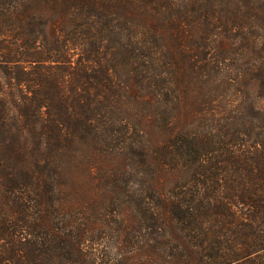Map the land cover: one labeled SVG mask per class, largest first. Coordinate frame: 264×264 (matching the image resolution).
Here are the masks:
<instances>
[{"label": "trees", "instance_id": "1", "mask_svg": "<svg viewBox=\"0 0 264 264\" xmlns=\"http://www.w3.org/2000/svg\"><path fill=\"white\" fill-rule=\"evenodd\" d=\"M263 96L264 0H0V264H264Z\"/></svg>", "mask_w": 264, "mask_h": 264}, {"label": "rangeland", "instance_id": "2", "mask_svg": "<svg viewBox=\"0 0 264 264\" xmlns=\"http://www.w3.org/2000/svg\"><path fill=\"white\" fill-rule=\"evenodd\" d=\"M258 106H260L262 109H264V96L258 101ZM153 141L155 140V138H152Z\"/></svg>", "mask_w": 264, "mask_h": 264}]
</instances>
